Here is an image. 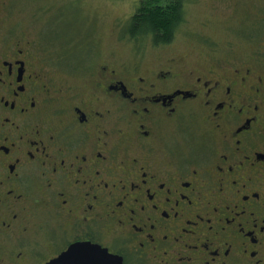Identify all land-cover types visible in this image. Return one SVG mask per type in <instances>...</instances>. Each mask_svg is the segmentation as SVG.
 I'll list each match as a JSON object with an SVG mask.
<instances>
[{"label":"flooded vegetation","instance_id":"flooded-vegetation-1","mask_svg":"<svg viewBox=\"0 0 264 264\" xmlns=\"http://www.w3.org/2000/svg\"><path fill=\"white\" fill-rule=\"evenodd\" d=\"M16 2L0 0V264L78 243L123 264H264L263 17L186 58L174 40L150 63L137 47L77 63L38 49Z\"/></svg>","mask_w":264,"mask_h":264},{"label":"rangeland","instance_id":"rangeland-1","mask_svg":"<svg viewBox=\"0 0 264 264\" xmlns=\"http://www.w3.org/2000/svg\"><path fill=\"white\" fill-rule=\"evenodd\" d=\"M186 23L179 28L169 54L188 56L197 47L196 36L205 34L225 44L228 27L240 26L245 17H263L264 0H187ZM143 0H17L14 17L19 28L32 32L38 49L47 50L50 60L82 58L90 48L96 62L115 53L131 59L138 49L150 63L167 54L152 49V38H129L126 28ZM259 19V18H258ZM205 24L208 26L204 27ZM135 41V43H133ZM164 46V45H163ZM151 48V50H149ZM72 49V50H71ZM149 50V51H148ZM78 63V62H77Z\"/></svg>","mask_w":264,"mask_h":264},{"label":"trees","instance_id":"trees-1","mask_svg":"<svg viewBox=\"0 0 264 264\" xmlns=\"http://www.w3.org/2000/svg\"><path fill=\"white\" fill-rule=\"evenodd\" d=\"M187 0H143L130 19L126 34L130 38H152L155 45L174 41L186 20Z\"/></svg>","mask_w":264,"mask_h":264},{"label":"water","instance_id":"water-1","mask_svg":"<svg viewBox=\"0 0 264 264\" xmlns=\"http://www.w3.org/2000/svg\"><path fill=\"white\" fill-rule=\"evenodd\" d=\"M49 264H123L122 258L93 244H75Z\"/></svg>","mask_w":264,"mask_h":264},{"label":"snow or ice","instance_id":"snow-or-ice-1","mask_svg":"<svg viewBox=\"0 0 264 264\" xmlns=\"http://www.w3.org/2000/svg\"><path fill=\"white\" fill-rule=\"evenodd\" d=\"M88 228H89V231H91V230H92V228H91V225H88Z\"/></svg>","mask_w":264,"mask_h":264}]
</instances>
